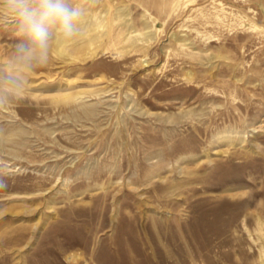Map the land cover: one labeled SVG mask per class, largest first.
I'll list each match as a JSON object with an SVG mask.
<instances>
[{
	"label": "rangeland",
	"instance_id": "374dc122",
	"mask_svg": "<svg viewBox=\"0 0 264 264\" xmlns=\"http://www.w3.org/2000/svg\"><path fill=\"white\" fill-rule=\"evenodd\" d=\"M78 2L97 55L0 108V264H264V0Z\"/></svg>",
	"mask_w": 264,
	"mask_h": 264
},
{
	"label": "clouds",
	"instance_id": "9594fccd",
	"mask_svg": "<svg viewBox=\"0 0 264 264\" xmlns=\"http://www.w3.org/2000/svg\"><path fill=\"white\" fill-rule=\"evenodd\" d=\"M87 15L78 0H0V27L6 25L15 40L0 62V108L24 97L54 47L70 46L83 34Z\"/></svg>",
	"mask_w": 264,
	"mask_h": 264
},
{
	"label": "bare ground",
	"instance_id": "6f19581e",
	"mask_svg": "<svg viewBox=\"0 0 264 264\" xmlns=\"http://www.w3.org/2000/svg\"><path fill=\"white\" fill-rule=\"evenodd\" d=\"M90 22L87 25H83V34L76 40L74 41L70 46L67 47H54L53 51L54 53L64 59H91L94 56L97 55L98 48L93 45V36L98 34V31L96 27L90 26ZM132 38V36L130 37ZM129 38V39H130ZM123 41V40H122ZM73 53H82L81 56H73ZM146 62V60H144ZM142 61L140 64L145 65ZM148 62V61H147ZM100 78V77H99ZM31 94V93H30ZM37 95V94H36ZM41 96V95H39ZM56 101H68L72 100V97L63 95L61 97H55ZM228 142V141H227ZM72 260L75 259L74 256H70ZM76 263V261H75Z\"/></svg>",
	"mask_w": 264,
	"mask_h": 264
}]
</instances>
